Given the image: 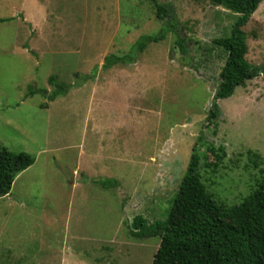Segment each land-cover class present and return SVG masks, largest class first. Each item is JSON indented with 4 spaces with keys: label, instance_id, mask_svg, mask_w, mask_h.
<instances>
[{
    "label": "rangeland",
    "instance_id": "374dc122",
    "mask_svg": "<svg viewBox=\"0 0 264 264\" xmlns=\"http://www.w3.org/2000/svg\"><path fill=\"white\" fill-rule=\"evenodd\" d=\"M156 1L170 16L153 0H0L10 18L0 21V144L36 158L0 196V264H151L158 237L128 225L165 218L193 146L219 201L238 202L260 178L264 75L217 99L206 120L224 57L211 40L233 14ZM243 30L246 59L263 64L264 0ZM109 54L131 61L104 68Z\"/></svg>",
    "mask_w": 264,
    "mask_h": 264
},
{
    "label": "trees",
    "instance_id": "16d2710c",
    "mask_svg": "<svg viewBox=\"0 0 264 264\" xmlns=\"http://www.w3.org/2000/svg\"><path fill=\"white\" fill-rule=\"evenodd\" d=\"M207 1L233 14L228 32L211 40L224 56L212 103L206 113V120L211 121L217 116V99L231 96L236 87L264 75V63L256 65L246 59V33L243 30L262 0ZM153 6L157 17L170 16L167 5L153 0ZM9 19L0 18V21ZM163 26V33L142 36L136 43L137 50L158 41L171 28ZM120 61L127 63L131 57L128 54L106 55L102 67ZM53 79L54 76L49 77L50 82ZM63 88L55 85L48 99L53 100ZM207 152L220 158L213 146H208ZM33 162L34 156L12 152L0 144V196L10 192L18 173ZM199 167L200 153L193 146L165 218L147 221L141 215H134L128 225L130 235L158 237L151 264H264V169L247 195L236 203L227 204L217 200L207 189Z\"/></svg>",
    "mask_w": 264,
    "mask_h": 264
},
{
    "label": "crops",
    "instance_id": "0c3cea01",
    "mask_svg": "<svg viewBox=\"0 0 264 264\" xmlns=\"http://www.w3.org/2000/svg\"><path fill=\"white\" fill-rule=\"evenodd\" d=\"M41 21H43V19L41 20ZM30 23H32V22H30ZM51 101H53V100H51ZM80 155H81V152H79L78 153V155H77V164H76V168H75V170H74V172H76V170L79 172L80 170H82V167H81V165H80ZM35 157H34V161H35ZM34 163V162H33ZM33 163L31 164V165H33ZM30 165V166H31ZM28 168V167H27ZM25 170V169H24ZM78 172H77V174H78ZM84 172V170H82V173ZM72 183H73V181H72ZM74 184H75V182H74Z\"/></svg>",
    "mask_w": 264,
    "mask_h": 264
}]
</instances>
